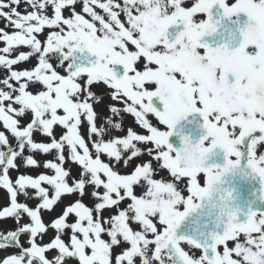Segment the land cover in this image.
Instances as JSON below:
<instances>
[{
  "label": "snow or ice",
  "instance_id": "snow-or-ice-1",
  "mask_svg": "<svg viewBox=\"0 0 264 264\" xmlns=\"http://www.w3.org/2000/svg\"><path fill=\"white\" fill-rule=\"evenodd\" d=\"M0 21V264H264V0Z\"/></svg>",
  "mask_w": 264,
  "mask_h": 264
},
{
  "label": "rangeland",
  "instance_id": "rangeland-1",
  "mask_svg": "<svg viewBox=\"0 0 264 264\" xmlns=\"http://www.w3.org/2000/svg\"><path fill=\"white\" fill-rule=\"evenodd\" d=\"M21 11H23V5H21ZM2 26H3V21H0V27H2ZM0 74H2V73H0ZM130 119L131 118H129V121H130ZM37 139H40V137H37ZM76 171H77V169L73 166V174L74 175H75ZM12 175L15 176L16 174L12 173ZM58 211H59V209H57V212ZM55 214L56 213H53L52 215H55ZM45 219H48V215L47 214L45 215ZM12 226H14V225H13V222L11 220L3 222L2 224H0V228H9V227H12ZM49 235H51V233H49ZM47 239H48V237L46 236L45 240H47ZM10 251H11V249H10Z\"/></svg>",
  "mask_w": 264,
  "mask_h": 264
}]
</instances>
